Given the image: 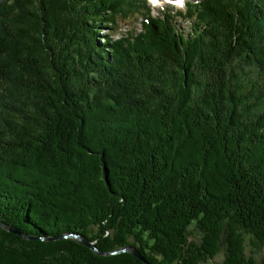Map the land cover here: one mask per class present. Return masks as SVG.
Segmentation results:
<instances>
[{
	"label": "trees",
	"instance_id": "obj_1",
	"mask_svg": "<svg viewBox=\"0 0 264 264\" xmlns=\"http://www.w3.org/2000/svg\"><path fill=\"white\" fill-rule=\"evenodd\" d=\"M0 222V264H264V0H0Z\"/></svg>",
	"mask_w": 264,
	"mask_h": 264
},
{
	"label": "rangeland",
	"instance_id": "obj_2",
	"mask_svg": "<svg viewBox=\"0 0 264 264\" xmlns=\"http://www.w3.org/2000/svg\"><path fill=\"white\" fill-rule=\"evenodd\" d=\"M184 0H156L155 6L151 7L148 5L150 9V13L152 15L161 16L163 13V10H170L174 12L175 10L180 9L182 6V2ZM170 15L172 16V21L176 26L181 28L183 31L189 29V23L187 20L181 21L179 20V16L177 14H173L170 12ZM182 16H184V12H182ZM118 19V18H117ZM139 18H137V15L133 14L123 19H118L117 22L111 26V30L106 29L105 27H101L100 32L98 35H103L105 33H108L111 35L113 39L118 38L119 36H124L126 32L131 31V34L137 33V31L140 29L139 24ZM101 40V39H100ZM190 240L196 241L197 240V234L192 235L189 237ZM248 237L245 236L244 246H245V253L246 255H252L255 259L264 258V246L260 247L259 249H253V251L250 253V247L248 246ZM223 257V250L220 248V250L213 256L212 259L207 260L204 263L200 264H214L219 263L222 260Z\"/></svg>",
	"mask_w": 264,
	"mask_h": 264
},
{
	"label": "water",
	"instance_id": "obj_3",
	"mask_svg": "<svg viewBox=\"0 0 264 264\" xmlns=\"http://www.w3.org/2000/svg\"><path fill=\"white\" fill-rule=\"evenodd\" d=\"M0 227L5 229L6 231L17 233L14 229L10 228L9 226H7V225H5V224H3L1 222H0ZM22 237H26V236L22 235ZM57 238H71V239L77 241L78 243H80V244H82V245L94 250L95 253H97L98 255L114 254V253L124 252V253H128L131 256L139 259L140 261H143V262L147 263L146 260L141 255V253L131 244H128L127 246L115 249V250L110 251V252L103 253V252L97 251L95 246L91 242H88L81 235H79L77 233H65V234L59 235ZM46 239H53V238H46Z\"/></svg>",
	"mask_w": 264,
	"mask_h": 264
},
{
	"label": "snow or ice",
	"instance_id": "obj_4",
	"mask_svg": "<svg viewBox=\"0 0 264 264\" xmlns=\"http://www.w3.org/2000/svg\"><path fill=\"white\" fill-rule=\"evenodd\" d=\"M152 2H153V3H155V2H156V0H152Z\"/></svg>",
	"mask_w": 264,
	"mask_h": 264
},
{
	"label": "bare ground",
	"instance_id": "obj_5",
	"mask_svg": "<svg viewBox=\"0 0 264 264\" xmlns=\"http://www.w3.org/2000/svg\"><path fill=\"white\" fill-rule=\"evenodd\" d=\"M152 1V0H151Z\"/></svg>",
	"mask_w": 264,
	"mask_h": 264
}]
</instances>
